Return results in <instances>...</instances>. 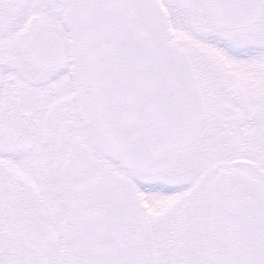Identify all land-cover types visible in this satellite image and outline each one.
<instances>
[{"label": "snow or ice", "instance_id": "obj_1", "mask_svg": "<svg viewBox=\"0 0 264 264\" xmlns=\"http://www.w3.org/2000/svg\"><path fill=\"white\" fill-rule=\"evenodd\" d=\"M0 264H264V0H0Z\"/></svg>", "mask_w": 264, "mask_h": 264}]
</instances>
